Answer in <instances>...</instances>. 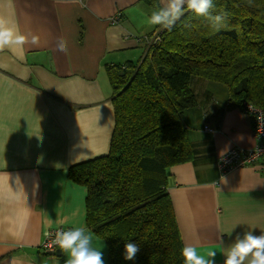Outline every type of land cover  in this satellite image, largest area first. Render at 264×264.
Listing matches in <instances>:
<instances>
[{
  "label": "crops",
  "instance_id": "obj_1",
  "mask_svg": "<svg viewBox=\"0 0 264 264\" xmlns=\"http://www.w3.org/2000/svg\"><path fill=\"white\" fill-rule=\"evenodd\" d=\"M165 2L0 0V17L28 38L22 59L18 50H0V264H65L67 254L40 247L59 226L85 227L109 264L106 241L86 223L87 187L71 180L68 168L109 152L114 106L107 68L143 57L145 38L161 28L149 17ZM192 86L197 104L183 118L195 154L170 167L167 189L183 245L205 256L216 251V264H224L237 234L264 232V174L259 163L219 171L226 151L255 146L251 119L225 85L199 78Z\"/></svg>",
  "mask_w": 264,
  "mask_h": 264
},
{
  "label": "trees",
  "instance_id": "obj_2",
  "mask_svg": "<svg viewBox=\"0 0 264 264\" xmlns=\"http://www.w3.org/2000/svg\"><path fill=\"white\" fill-rule=\"evenodd\" d=\"M158 5V0H146ZM227 14L216 32L185 9L171 30L145 40V54L107 68L114 129L109 152L71 165L87 187L86 223L108 246L109 264H184V247L167 189L171 166L195 154L183 114L197 104L192 83L225 85L234 104L264 109V0H214ZM140 247L124 259L125 244Z\"/></svg>",
  "mask_w": 264,
  "mask_h": 264
},
{
  "label": "clouds",
  "instance_id": "obj_3",
  "mask_svg": "<svg viewBox=\"0 0 264 264\" xmlns=\"http://www.w3.org/2000/svg\"><path fill=\"white\" fill-rule=\"evenodd\" d=\"M214 8V0H166L162 7L151 13L149 23L171 30L185 15V9H187L197 17L207 19L211 27L219 32L225 27L227 14L221 11L213 15ZM27 39L10 20L0 17V50L5 47L11 48L14 52L18 50L22 59ZM31 42L38 44L39 38L33 36ZM66 50L67 42L63 39L59 40L57 51L63 53ZM42 159L41 157L37 162L41 163ZM58 165L55 166L59 168ZM93 239L92 233L80 226L57 231L52 244L67 254L65 264H105L103 252L101 248L93 246ZM139 251L140 247L136 243H126L124 259L134 260ZM181 254L184 264H216L217 252L213 250H209L205 256L199 254L195 246L186 244ZM224 257V264H264V232L255 235L252 230H249L242 236L237 234L234 242L224 251Z\"/></svg>",
  "mask_w": 264,
  "mask_h": 264
},
{
  "label": "built area",
  "instance_id": "obj_4",
  "mask_svg": "<svg viewBox=\"0 0 264 264\" xmlns=\"http://www.w3.org/2000/svg\"><path fill=\"white\" fill-rule=\"evenodd\" d=\"M112 20L114 23L118 22L120 13H117ZM242 110L251 119L256 143L250 149L232 147L222 154L218 159V168L223 175L256 163L260 164V170L264 174V109L251 102H245ZM59 230H68V228L59 226L46 232L40 245L44 253L53 256L57 254L59 248L53 245L52 241Z\"/></svg>",
  "mask_w": 264,
  "mask_h": 264
},
{
  "label": "rangeland",
  "instance_id": "obj_5",
  "mask_svg": "<svg viewBox=\"0 0 264 264\" xmlns=\"http://www.w3.org/2000/svg\"><path fill=\"white\" fill-rule=\"evenodd\" d=\"M155 31H157V32L155 33V37H153V39H152V40H154V39L156 38V36H158V34H157V33H159V31H160V30H155Z\"/></svg>",
  "mask_w": 264,
  "mask_h": 264
},
{
  "label": "water",
  "instance_id": "obj_6",
  "mask_svg": "<svg viewBox=\"0 0 264 264\" xmlns=\"http://www.w3.org/2000/svg\"><path fill=\"white\" fill-rule=\"evenodd\" d=\"M62 254V251L59 249L58 251H57V256H60Z\"/></svg>",
  "mask_w": 264,
  "mask_h": 264
}]
</instances>
